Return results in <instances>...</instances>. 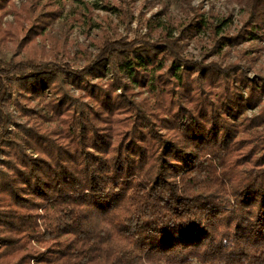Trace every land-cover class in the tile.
<instances>
[{"label": "trees", "instance_id": "trees-1", "mask_svg": "<svg viewBox=\"0 0 264 264\" xmlns=\"http://www.w3.org/2000/svg\"><path fill=\"white\" fill-rule=\"evenodd\" d=\"M232 1L248 10L247 25L264 23V0ZM188 26L189 36L208 23ZM228 38L234 45L248 37ZM114 42L82 70L0 59V264H243L257 257L264 107L254 120L245 112L259 106L264 77L250 79L237 64L191 62L170 35ZM107 63L114 77L91 81L104 78ZM218 84V93L206 89ZM12 94L25 115L22 100L36 101L28 123L9 111ZM257 119L262 129L241 136ZM250 139L256 149L235 154ZM34 239L47 243L45 252L27 248ZM256 264H264V251Z\"/></svg>", "mask_w": 264, "mask_h": 264}, {"label": "rangeland", "instance_id": "rangeland-1", "mask_svg": "<svg viewBox=\"0 0 264 264\" xmlns=\"http://www.w3.org/2000/svg\"><path fill=\"white\" fill-rule=\"evenodd\" d=\"M248 16V10L232 0H5L0 2V59L51 62L82 70L114 41L157 43L161 36L170 35L184 45L183 55L191 62H216L222 67L237 64L248 78L257 79L264 77V23L247 25ZM201 18L208 26L188 36V24ZM238 34L248 38H240L239 43L230 45L228 37ZM106 67L108 70L102 80L94 77L90 80L102 84L111 80L116 72L115 65L107 63ZM230 81L234 82L235 78ZM64 84L72 94H81L69 80L65 79ZM219 85H207L206 89L218 93L222 89ZM241 88L246 95V88ZM135 90L138 91V87ZM14 98L12 94L9 111L17 123H28V119L39 111L36 101L26 104L22 100L21 105L30 112L25 115ZM263 107L264 91L259 106L246 110V118L257 116ZM256 123H259L258 119L241 136L249 138L258 133L263 125L258 128ZM248 141L235 154L254 151L258 142ZM258 154L259 150L255 155ZM31 211L36 213L37 210ZM38 221L42 223L41 218ZM46 246L42 240L34 239L27 248L36 253L43 252ZM259 249L263 253L264 247ZM247 250L254 255L252 246ZM262 253L243 264H256ZM30 264L40 262L34 258Z\"/></svg>", "mask_w": 264, "mask_h": 264}]
</instances>
